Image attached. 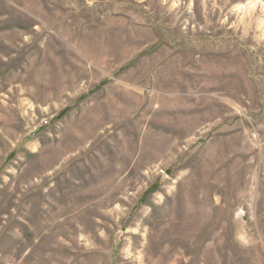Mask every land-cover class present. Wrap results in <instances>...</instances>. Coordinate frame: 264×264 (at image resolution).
<instances>
[{
    "label": "rangeland",
    "instance_id": "1",
    "mask_svg": "<svg viewBox=\"0 0 264 264\" xmlns=\"http://www.w3.org/2000/svg\"><path fill=\"white\" fill-rule=\"evenodd\" d=\"M0 264H264V0H0Z\"/></svg>",
    "mask_w": 264,
    "mask_h": 264
},
{
    "label": "bare ground",
    "instance_id": "2",
    "mask_svg": "<svg viewBox=\"0 0 264 264\" xmlns=\"http://www.w3.org/2000/svg\"><path fill=\"white\" fill-rule=\"evenodd\" d=\"M154 98H155V97H154ZM156 101H157V100L155 99V102H156ZM153 103H154V102H153ZM151 105H152V104H151ZM151 105L148 106L149 111H150V107H151ZM143 110H144V109H143ZM146 110H147V109H146ZM146 110H145V111H146ZM141 112H142V111H141ZM141 112H140V113H141ZM143 112H144V111H143ZM146 112H148V111H146ZM138 115H139V114H138ZM140 115H142V114H140ZM140 115H139V116H140ZM147 115H148V114H147ZM147 115H146V116H147ZM136 116H137V115H136ZM139 116H138V117H139ZM134 118H135V117H134ZM134 118H132V119H134ZM136 118H137V117H136ZM141 118H142V119H140L139 122H137V127H138L139 125H141L140 123H143L142 121L145 119V114H143ZM130 122H131V121H130ZM134 122H135V121H134ZM132 123H133V122H132ZM133 128L136 129V127H133Z\"/></svg>",
    "mask_w": 264,
    "mask_h": 264
}]
</instances>
